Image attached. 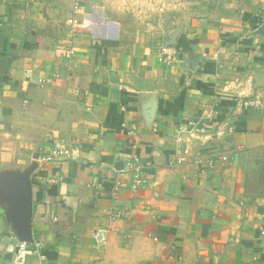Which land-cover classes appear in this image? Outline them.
Returning a JSON list of instances; mask_svg holds the SVG:
<instances>
[{
  "label": "crops",
  "instance_id": "0c3cea01",
  "mask_svg": "<svg viewBox=\"0 0 264 264\" xmlns=\"http://www.w3.org/2000/svg\"><path fill=\"white\" fill-rule=\"evenodd\" d=\"M244 2L227 25L159 54L128 51L119 24L82 12L84 28L62 32L61 0H0L3 264H16L12 238L48 258L22 264H264V180L253 191L249 176L264 149V0ZM228 123L234 135L216 139ZM133 124L136 152L156 167L137 192L116 172L134 153ZM197 124L212 150L235 151L231 165H168ZM57 146L79 154L43 164ZM118 182L128 187L114 198ZM108 225L98 252L93 234Z\"/></svg>",
  "mask_w": 264,
  "mask_h": 264
},
{
  "label": "rangeland",
  "instance_id": "374dc122",
  "mask_svg": "<svg viewBox=\"0 0 264 264\" xmlns=\"http://www.w3.org/2000/svg\"><path fill=\"white\" fill-rule=\"evenodd\" d=\"M61 1L68 15L59 24L62 32L73 36L84 28L85 23L77 19V14L82 12L84 19L96 16L98 20L119 24L123 30V46L128 51L145 48L159 54L172 47L181 36L197 33L200 27L227 25L247 4L245 0H82L80 10L75 13V0ZM72 17L77 20L75 28L70 22ZM252 159L249 176L250 188L254 191L264 180V149L255 152ZM4 185L9 186L0 184V193L7 189ZM12 240L18 247L25 243L28 249L32 248L27 242Z\"/></svg>",
  "mask_w": 264,
  "mask_h": 264
},
{
  "label": "built area",
  "instance_id": "2783aa9c",
  "mask_svg": "<svg viewBox=\"0 0 264 264\" xmlns=\"http://www.w3.org/2000/svg\"><path fill=\"white\" fill-rule=\"evenodd\" d=\"M82 0H75L74 12H78L81 8ZM76 19L72 17L70 22L75 28ZM262 26L264 27V17L262 18ZM76 51L73 47L68 48L66 57L68 60H73ZM254 103H252L253 105ZM156 128V127H155ZM235 133L234 125L226 124V127L223 130H219L215 138H223L224 136L232 137ZM209 134L203 130L200 126L194 128L190 136L196 140V143L193 144L190 141L184 142V147H181L179 142L180 139L177 138L176 141V155L172 158L168 165L172 168L175 167H184L187 165L195 166H205L209 169H212L216 166L217 161L224 165H231L235 160V151L234 152H222L219 153L217 150H212L211 141L209 139ZM129 138L132 140V149L134 153L128 158H124L123 162H119V168L116 169V172L119 176L128 175L131 179L130 189L133 192H137L145 188L151 179V173L155 171V163L151 159L142 158L136 151L139 148L141 143V135L137 125L133 124L129 129ZM221 138V139H222ZM219 139V140H221ZM238 151H241L242 148H237ZM77 150H71L63 146H57L50 149L44 156L41 157V162L43 164H55L60 163L66 160L74 159L77 156ZM121 160V159H119ZM122 161V160H121ZM120 163H122L120 165ZM58 182L54 180V183ZM127 184L123 182L116 183V186L113 189L112 196L114 198L118 197L121 189L127 188ZM115 217H111L110 221L114 220ZM111 227L110 225L106 227H101L97 229L93 234L94 249L98 252L106 251L109 245V236H110ZM264 235V231L262 232ZM42 246L40 243H37L34 248L28 249L26 244L23 243L18 247L17 256L15 258L16 264H22L24 259L30 255H36L40 257L41 260L46 261L48 258L44 255ZM0 264H3V255L0 254Z\"/></svg>",
  "mask_w": 264,
  "mask_h": 264
}]
</instances>
